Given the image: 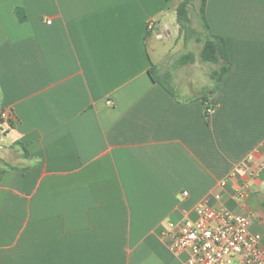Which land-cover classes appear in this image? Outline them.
<instances>
[{"label":"crops","instance_id":"1","mask_svg":"<svg viewBox=\"0 0 264 264\" xmlns=\"http://www.w3.org/2000/svg\"><path fill=\"white\" fill-rule=\"evenodd\" d=\"M179 1L0 0V264H186L162 231L205 197L249 213L264 250V171L243 201L244 172L219 187L264 160V0H205L218 84L200 52L151 59Z\"/></svg>","mask_w":264,"mask_h":264},{"label":"built area","instance_id":"2","mask_svg":"<svg viewBox=\"0 0 264 264\" xmlns=\"http://www.w3.org/2000/svg\"><path fill=\"white\" fill-rule=\"evenodd\" d=\"M154 21L148 20L147 29L153 28ZM211 111L210 107L205 110L206 113ZM10 115L8 110L0 111V119L4 122L10 121ZM2 132L0 130V135ZM261 152L264 153V146ZM255 155L256 152L247 154L220 180L219 187L223 189L238 172H244L248 180L233 192L235 198L243 201L252 189L250 180L264 171V160L255 165ZM212 197L219 199L221 194L215 192ZM194 212L195 218H184L178 224L168 221L162 231L171 236L169 250L172 253H188L186 264H264L261 235L250 230L249 213H235L224 206H213L208 197L194 206Z\"/></svg>","mask_w":264,"mask_h":264},{"label":"trees","instance_id":"3","mask_svg":"<svg viewBox=\"0 0 264 264\" xmlns=\"http://www.w3.org/2000/svg\"><path fill=\"white\" fill-rule=\"evenodd\" d=\"M193 0H180L176 6V22L179 29L183 31L185 37L194 36L195 39L202 43L200 49V59L204 62L218 63L220 66L210 73L215 84L220 82V79L225 71L230 66V60L226 50L225 42L222 36L213 34L208 27L204 14L205 0H199L197 17L201 23L202 31H197L191 25L190 7ZM193 60V54L187 52L178 59V64L182 65ZM154 79V77H153ZM206 114V112H205Z\"/></svg>","mask_w":264,"mask_h":264},{"label":"rangeland","instance_id":"4","mask_svg":"<svg viewBox=\"0 0 264 264\" xmlns=\"http://www.w3.org/2000/svg\"><path fill=\"white\" fill-rule=\"evenodd\" d=\"M198 6L199 0H193L189 14L191 19V25L195 29H198V23L201 26V23L196 13V10H198ZM154 38V35H152L149 40V52L151 54V59L155 65L158 64L159 60V54L156 52L158 50L160 51L162 56L166 57L167 62V60L175 61L187 52H191L193 54V58H195V56L199 55L200 48L202 45L201 43H198L196 41L195 35L185 37L183 31L179 29V25L178 30H174L173 28H171L170 35L163 37L161 40L156 41ZM156 45L158 46V50H156ZM208 66L210 68H214V65L212 63H208ZM185 72H187V69H182L181 74ZM196 72H198V70H196ZM199 72H201L200 69Z\"/></svg>","mask_w":264,"mask_h":264}]
</instances>
